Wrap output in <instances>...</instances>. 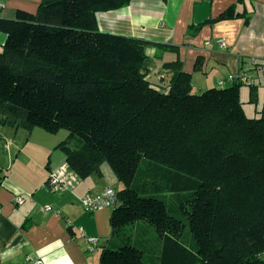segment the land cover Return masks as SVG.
Segmentation results:
<instances>
[{
	"label": "trees",
	"instance_id": "trees-1",
	"mask_svg": "<svg viewBox=\"0 0 264 264\" xmlns=\"http://www.w3.org/2000/svg\"><path fill=\"white\" fill-rule=\"evenodd\" d=\"M130 2L41 0L35 13L0 17V123L68 130L56 148L82 178L109 165L121 184L110 218L121 241L100 264H264V110L245 109L240 83L194 89L179 58L151 69L147 47L178 46L100 31L98 12ZM238 16L232 6L216 20ZM257 101L252 86L248 102ZM165 192H190L181 208L193 240ZM140 222L158 236L148 258L127 232Z\"/></svg>",
	"mask_w": 264,
	"mask_h": 264
},
{
	"label": "crops",
	"instance_id": "crops-1",
	"mask_svg": "<svg viewBox=\"0 0 264 264\" xmlns=\"http://www.w3.org/2000/svg\"><path fill=\"white\" fill-rule=\"evenodd\" d=\"M40 1L0 0V17L14 18L18 10L35 13ZM232 6L238 17L216 20ZM97 20L102 32L178 46L177 53L147 47L150 67L157 70L179 58L198 91L219 87L232 72L246 73L255 82L240 88L244 107L252 115L264 110V0H131L98 12ZM6 38L0 31V51ZM198 57L200 69H195ZM252 86L258 93L255 104L248 102ZM20 128L0 123V264H100L103 249L115 244L112 208L88 211L81 200L121 184L103 165L101 175L80 177L63 151H56L59 142L30 141L33 130ZM63 165L66 175L76 178L66 190L52 192L48 176ZM80 228L100 238L98 250H86Z\"/></svg>",
	"mask_w": 264,
	"mask_h": 264
},
{
	"label": "built area",
	"instance_id": "built-area-1",
	"mask_svg": "<svg viewBox=\"0 0 264 264\" xmlns=\"http://www.w3.org/2000/svg\"><path fill=\"white\" fill-rule=\"evenodd\" d=\"M2 5V4H1ZM222 47H226L227 44L223 39L218 40ZM264 73V65L261 66ZM227 82L240 83L243 85H253L254 78L248 76L244 72H232L227 75L226 78L220 79L218 82L219 86H223ZM67 166L63 165L60 169L51 171L46 181L47 188L52 192H62L66 190L75 180L76 176H67ZM118 196L117 190L113 187L106 188L99 194H87L81 200L82 205L88 211H95L101 208H113L117 204ZM51 206L47 205L44 210H50ZM78 233L83 237L86 250L94 252L99 249L100 238L94 235H86L82 228L79 229Z\"/></svg>",
	"mask_w": 264,
	"mask_h": 264
},
{
	"label": "rangeland",
	"instance_id": "rangeland-1",
	"mask_svg": "<svg viewBox=\"0 0 264 264\" xmlns=\"http://www.w3.org/2000/svg\"><path fill=\"white\" fill-rule=\"evenodd\" d=\"M195 88L197 89L198 87H195ZM23 128H25V127H21L20 129H23ZM32 130H33V132H31V134H30L31 135L30 141H33L34 138H35V139L40 140V141H42V139H43V140H45V141H47L49 143H53V140H56V142H61V141L65 140L68 137V135H69V131L66 130V129H61L57 134H52V135H51V133H49V132L47 133V131H45L44 129H42L40 127H35ZM26 137H27V135L24 136V140H25ZM79 142H80L79 138L78 137H74V138H70V143L69 144L73 148H77L79 146ZM56 151L61 153L60 152L61 149L57 148ZM103 167H106L107 169H110V167H109V165L107 163H104ZM110 171H112V170L110 169ZM140 178L141 179L142 178L145 179L146 177H140ZM184 194L185 195L182 194V195L177 197V196L172 195L169 192H165L163 194H160L159 196L161 198H163L166 201V203L168 204V210H169L170 214L180 218L181 220H183V222H185L186 227H185V229L183 231L182 238H183L184 241L189 242L190 240H193L192 239V234H191V232L189 230L187 215L183 212V209L181 208V203H183V201H185L188 198L190 192H187V193H184ZM130 229L131 230L128 229L127 232L129 234L131 233V241L132 242H134L135 240L137 242H145L146 245L148 246V250H146L147 258L151 254H154V251L158 252V250H156V248H155L156 245L158 244V236L155 233V231L153 230V227L151 225H149L146 222H140L139 223V228H137V225H135L133 228H130ZM140 232H142V233L140 234ZM139 240H141V241H139ZM116 241L118 243V242L121 241V239L118 236H115L114 237V242L116 243ZM148 251L149 252L151 251V252L149 253ZM152 262H154V264H155V259L154 258H152Z\"/></svg>",
	"mask_w": 264,
	"mask_h": 264
}]
</instances>
